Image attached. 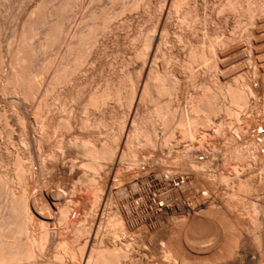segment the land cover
<instances>
[{"label":"bare ground","instance_id":"6f19581e","mask_svg":"<svg viewBox=\"0 0 264 264\" xmlns=\"http://www.w3.org/2000/svg\"><path fill=\"white\" fill-rule=\"evenodd\" d=\"M98 1L37 0L12 39L8 70L0 67V264L126 262L130 247L111 238L130 236L138 220L126 199L111 210L116 184L128 180L129 195L146 198L149 183L174 172L196 175L202 192L177 202L182 214L161 261L264 264V205L251 197L264 176L238 174L264 172V115L255 119L264 66L251 55L264 50V0L92 8ZM244 41L258 87L243 78ZM216 172L235 173L227 181ZM123 187L119 197H127ZM160 190L152 205L171 213ZM108 214L115 223L102 229Z\"/></svg>","mask_w":264,"mask_h":264},{"label":"rangeland","instance_id":"374dc122","mask_svg":"<svg viewBox=\"0 0 264 264\" xmlns=\"http://www.w3.org/2000/svg\"><path fill=\"white\" fill-rule=\"evenodd\" d=\"M128 2V3H125V2ZM37 2V0L35 1V0H0V59H1V70L2 71H7L8 69V67H9V60L7 61V59H9V55H10V53H9V50H10V48L12 47L11 46V43H12V45L14 44V37L19 33V31H20V27H22V25H23V23H24V21L26 20L25 18H27V15H28V13L30 12V10L34 7V4ZM130 2H132L131 0H100V1H98V2H94L92 5H91V7L92 8H94L95 7V9H97V10H99V9H107V10H110V9H112V10H119L122 6L121 5H123L124 3L126 4V5H128V4H130ZM32 3V4H31ZM117 4V5H116ZM120 4V5H119ZM124 4V5H125ZM110 5V6H109ZM110 7V8H109ZM16 24H17V26H16ZM260 25V26H259ZM258 26V28H259V31H260V33H263L264 32V22H262V23H260V24H258L257 25ZM44 28V27H43ZM42 28V26H40V27H38L37 28V35H36V37H34V39H33V42L34 43H36L38 40H41V39H39V38H42L41 36L43 35V29ZM229 29H230V26L228 27ZM227 28V30H229ZM43 29V30H42ZM18 30V31H17ZM262 30V31H261ZM17 31V32H16ZM202 31V30H201ZM14 34V35H13ZM41 35V36H40ZM246 37L244 36L243 37V39H245ZM13 39V40H12ZM13 41V42H12ZM244 46H243V49H244V54H245V58H244V60H243V63L241 62V65H243L242 66V68L244 67V74H246L245 72H247V74H246V76L245 75H243V78H246V79H248L249 80V82H250V84L251 85H253L254 87H258V84L260 83V79H259V77L258 76H254V74H252L251 72L252 71H248V70H252V68L251 67H249V66H252L253 64V61H252V63H251V65H250V62H251V60H250V58H248L249 57V50L248 49H250V48H247V47H249L248 45H247V43H246V41H244ZM10 46V47H9ZM258 47H264V43H263V45L261 44V45H259ZM251 48H253V46H251ZM260 48V49H261ZM262 50V49H261ZM247 51V52H246ZM47 54L49 53L50 54V50L48 49V50H46L45 51ZM45 52L43 53V55L45 56H48L47 54H45ZM4 54H6V55H4ZM8 54V55H7ZM42 54H41V56L42 57H44ZM247 55V56H246ZM252 56H254V57H256L255 59H254V61L256 62V64H257V66H259V65H263L264 66V50L263 51H261V52H258L256 55H254L253 54V52H252V54H251ZM8 56V57H7ZM247 57V58H246ZM3 58H4V60H3ZM249 59V60H248ZM4 63V64H3ZM249 67V69H248V67ZM194 70L196 71V72H198L199 73V75H203L204 73H203V71H201V70H203L202 69V66L201 65H198V66H195V68H194ZM248 72H249V74H248ZM250 79H252V80H250ZM260 98V99H259ZM263 95H261V94H259L258 96H257V99L259 100V101H262L263 100ZM180 103H182V106L184 105V101H182V102H180ZM262 103V102H261ZM262 105V104H261ZM261 107H264V105H262ZM7 109H11V108H9V107H6ZM9 111H11V110H9ZM260 111L261 112H259V113H257V114H255V119H258V120H261L262 118H263V115H264V110L262 109V108H260ZM225 119H226V122H230L231 121V119L229 118L228 119V117L226 118L225 117ZM227 119H228V121H227ZM233 121H231L230 123H232ZM259 130H261V129H259ZM102 135H104V134H102ZM54 137H55V139H58V137L55 135H53V136H51V138H50V140H52L51 142L52 143H54V141H56L55 139H54ZM101 137H103V136H101ZM54 140V141H53ZM66 154H64L63 156L65 157H63V159L65 160V161H68V157H67V155L65 156ZM67 157V158H66ZM173 167V166H172ZM134 175V174H136L135 172H129V174L130 175H132V174ZM173 173V172H172ZM176 173V174H175ZM183 174V176H182V174ZM188 173V172H187ZM187 173H185V172H174L173 173V177H171V179L169 178L168 180L167 179H165L166 181H160V182H158V183H156L157 185H159V187L154 183H149L150 184V186H149V188H148V191H147V194H146V198H143L142 196H136V198H132L130 195H129V191L128 190H130V188H131V185L126 181V180H122V181H120V183L118 182L117 184H116V186H115V188H114V192H115V194H118L117 192H116V190L120 187V186H126L127 188H125V186L123 187L125 190H126V192H128V194L126 193V196L127 197H124L125 196V194L124 195H122V196H120L119 197V195H121V194H118V195H114V192H113V194L111 195V199H112V203H111V205H112V207H111V210L113 209H116L115 207H117V206H119V204H121L122 202H124L125 201V199L126 200H128L129 201V203L132 205V207L134 208V211L132 212L133 213V217H134V215L136 216V218H137V225H136V227L132 230V232H134L133 234H132V232L130 233L131 235L130 236H126L125 238H121L120 236H118V239H117V237L115 238V237H113V238H111L113 241H114V239H115V241H114V243L116 242L117 243V246L118 245H121V247H123V248H129V249H127L128 250V252H129V257L127 258L128 260L126 261V262H123L124 264H127L128 262V264H154L153 262H155V264H156V262H158V264L160 263V264H163L164 262L163 261H161V260H163V259H161L162 257H161V255H162V251H161V249L160 248H162V244L164 243V242H166L167 241V239H168V237H170L171 236V230H172V226L174 225V223H175V221H176V217H178V216H180L182 213L180 212L181 211V208L179 207L180 205L179 204H177V202L178 201H188L189 200V198H190V196L191 197H196V195H200L201 194V189H202V184H201V179H199V178H197L196 177V175H194L193 173H191L190 174V172L187 174ZM216 173H221V174H224L225 176H227V175H229V176H227L228 178H226L227 179V181H230V180H232V178H233V176H234V173L235 172H216ZM228 173V174H227ZM231 173V174H230ZM249 173H251V175L249 174ZM264 172H239L238 174H240V177H242V179H246V178H251V179H254L255 181H256V179H257V182H258V180L260 181L261 179H260V177L261 178H263L262 177V175L264 176V174H263ZM46 174H47V176L50 178V177H52L53 176V174H51L50 172H49V174H48V172H46ZM46 174L45 173H43V174H41L40 176H42V178L41 177H39L41 180L42 179H48V177H46ZM181 174V175H180ZM227 174V175H226ZM250 176H249V175ZM50 175H52V176H50ZM55 175H57L58 176V178H60V173H55ZM137 175V174H136ZM246 175H248V176H246ZM253 175V177H251ZM180 176H181V178H180ZM256 176V177H255ZM44 177V178H43ZM137 177V176H136ZM177 177V178H176ZM183 177H185L184 179H183ZM232 177V178H231ZM245 177V178H244ZM259 179H258V178ZM256 178V179H255ZM173 179V180H172ZM229 179V180H228ZM182 180V181H181ZM216 180V181H215ZM214 181H212V180H210V181H212V182H214V186H216L215 188H214V190H218L219 191V193L221 192H223L224 190H223V186H224V184L223 183H221L220 181H219V183H218V179H215ZM188 181V182H187ZM186 182V183H185ZM127 183V184H126ZM183 183V184H182ZM221 183V184H220ZM71 184V183H70ZM118 184H119V186H118ZM121 184V185H120ZM123 184V185H122ZM179 184H180V186H179ZM201 184V185H200ZM220 184V185H219ZM128 185V186H127ZM182 185V186H181ZM218 186V187H217ZM169 187H170V189H169ZM172 187H174V188H172ZM185 187V188H184ZM223 187V188H222ZM155 188V189H154ZM156 188H158V189H156ZM161 190H160V189ZM167 188V189H166ZM171 188H172V190H177V192H178V195H180V196H175L173 193H170L169 194V191L170 192H172L171 191ZM178 188V189H177ZM218 188V189H217ZM221 188V189H220ZM152 189V190H151ZM225 189V188H224ZM159 190L161 191V192H164L165 193V191H167L166 192V194L168 193V195H166V203L168 204H166V206L167 207H170V211H171V213H169V212H165L164 211V206H162V205H160V204H154V205H152L153 203H155V201H154V198H155V196H156V194L159 192ZM191 190V191H190ZM197 190V191H196ZM221 190H223V191H221ZM218 191H217V193H218ZM88 192V191H87ZM198 192V193H197ZM220 193V194H221ZM153 194H155V196L153 195ZM189 194V195H188ZM196 194V195H195ZM260 194V195H259ZM90 193L88 192V193H84V196H83V200H82V202L84 201V202H88V200H89V198H90ZM86 196V197H85ZM87 196H88V198H87ZM113 196V197H112ZM148 196V197H147ZM168 196V197H167ZM264 188H262L261 189V191H259V193H257V195H251V197L253 198V199H258V202H260V204H262V205H264ZM152 199H151V198ZM181 197V198H180ZM258 197V198H257ZM261 197V198H260ZM131 198V199H130ZM149 198V199H148ZM110 199V200H111ZM144 199V200H143ZM173 199V200H172ZM177 199V200H176ZM180 199V200H179ZM135 200V201H134ZM151 200H153L152 202H151ZM176 200V201H175ZM119 201V202H118ZM120 201H122V202H120ZM147 201V202H146ZM78 203L80 206L83 204V203ZM136 202V203H135ZM176 202V203H175ZM262 202V203H261ZM114 203H116V204H114ZM133 203H135L134 205H133ZM140 203V204H139ZM142 203L144 204V207L142 206ZM147 203V204H146ZM179 203V202H178ZM114 205H116V206H114ZM138 206V207H135V206ZM147 205V206H146ZM218 205H221L220 207H221V210H225L226 212L227 211H229V208H226L225 206V204L223 203L222 204V202L221 203H218L217 204V207H219ZM149 206H150V208H149ZM73 207H74V205H73ZM146 207V208H145ZM150 209H148V208ZM152 207V208H151ZM219 207V208H220ZM136 208V209H135ZM144 208V209H143ZM226 208V209H225ZM112 210V211H113ZM135 210H138L137 212L135 211ZM147 210V211H146ZM163 210V211H162ZM180 210V211H179ZM223 210V211H224ZM143 211H146V212H143ZM137 214H136V213ZM142 212V213H141ZM150 212V213H149ZM176 212V213H175ZM141 213V214H140ZM146 213H148V214H146ZM109 216H107V220L105 219V221H104V223H103V228L102 229H105V226L107 227V226H109V224L111 225V224H113V223H115V220H114V218L113 219H111V217H113L111 214H108ZM152 215V216H151ZM73 216V215H72ZM146 216V217H145ZM139 217V218H138ZM142 217V218H141ZM148 217L150 218V219H153V220H150V219H148ZM152 217V218H151ZM154 217V218H153ZM135 217H134V219H136ZM146 218V219H145ZM179 218V217H178ZM110 219H111V221H110ZM143 219V220H142ZM112 220L114 221V222H112ZM144 221V222H143ZM147 221H149V222H147ZM108 222V223H107ZM110 222V223H109ZM112 222V223H111ZM145 222H146V224H145ZM106 223V224H105ZM150 225H149V224ZM157 223V224H156ZM105 224V225H104ZM142 224V225H141ZM144 224V225H143ZM155 224V225H154ZM139 225H140V227H139ZM155 227H154V226ZM172 225V226H171ZM149 226H150V228H149ZM139 227V228H138ZM145 227V228H144ZM153 227V229H152V231H151V228ZM168 228V229H167ZM136 229V230H135ZM141 229V230H140ZM148 231H147V230ZM171 229V230H170ZM168 230H170V231H168ZM137 231V232H136ZM169 232V233H168ZM145 233V234H144ZM166 233H168V234H166ZM131 237V238H130ZM121 238V239H120ZM124 239V240H123ZM125 239H127V240H125ZM151 239V240H150ZM162 239V240H161ZM130 240H131V245H130ZM164 240V241H163ZM118 241L119 242H123L124 244H125V246H123L122 245V242H121V244L120 243H118ZM125 241H128L127 243L125 242ZM104 243V242H103ZM113 243V242H112ZM129 243V244H128ZM127 244V245H126ZM152 245H153V247H152ZM157 246V247H156ZM161 246V247H160ZM137 247V248H136ZM145 247V248H144ZM148 247L150 248V251H149V249H148ZM155 248V249H154ZM131 249H132V251H131ZM160 249V250H159ZM156 251V252H154V251ZM133 252V253H132ZM159 252V253H158ZM157 253V254H156ZM160 253H161V255H160ZM152 254V255H151ZM154 254V255H153ZM133 255V256H132ZM152 256V257H151ZM156 257H157V259H156ZM160 257V258H159ZM152 258V259H151ZM134 260V261H133ZM151 262H150V261ZM157 260V261H156ZM159 261H161V262H159ZM130 262H133V263H130ZM123 263H121V264H123ZM164 264H166V263H164Z\"/></svg>","mask_w":264,"mask_h":264}]
</instances>
